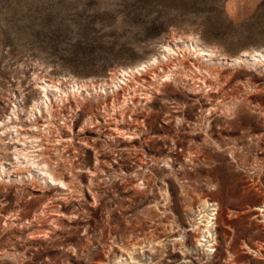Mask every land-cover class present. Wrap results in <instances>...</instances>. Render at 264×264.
Instances as JSON below:
<instances>
[{
	"label": "rangeland",
	"instance_id": "obj_1",
	"mask_svg": "<svg viewBox=\"0 0 264 264\" xmlns=\"http://www.w3.org/2000/svg\"><path fill=\"white\" fill-rule=\"evenodd\" d=\"M168 43L213 49L221 76L209 75L207 88L168 82L152 93L146 106L156 120L144 127L152 137L135 138L138 149L89 122L83 135L96 149L84 147L55 123L51 165L68 190L36 189L38 180L14 167L8 131L0 264H120L129 251L139 264H264V211L253 210L264 208V64L229 61L264 54V0H0V122L20 103L30 110L43 80L86 83L96 111L110 101L120 69L148 62ZM211 88L224 89L216 109L206 106ZM141 108L132 105L120 121L132 123ZM69 109L68 125L78 129L86 115ZM170 158L179 161L169 166ZM205 197L219 209L215 252L195 242Z\"/></svg>",
	"mask_w": 264,
	"mask_h": 264
},
{
	"label": "bare ground",
	"instance_id": "obj_2",
	"mask_svg": "<svg viewBox=\"0 0 264 264\" xmlns=\"http://www.w3.org/2000/svg\"><path fill=\"white\" fill-rule=\"evenodd\" d=\"M247 54L243 55L244 59H242L243 57H240L229 61L238 62L239 60L240 63L244 62L248 63V65L251 64L253 66L257 64L260 65L262 63L264 64V54L262 52L255 51L254 53H250L249 55L252 57L251 59L247 57ZM215 60L216 58L214 50L205 48L201 46V44H192L191 46H189L184 43L182 44V46H180L178 43H174V45L168 43L165 45L163 52L160 53L159 56L152 57L148 62H143L135 67L120 69V75H114L110 81L109 87H112V96L110 101L106 98L103 106L94 107L96 111L92 108V106H90V102H88L89 99H87V96L91 95V92H89L88 95H84L82 92L83 88L88 86L86 83L79 84L77 81H74L72 86H70V89L69 87L61 88L60 81L51 80L49 82H46L45 80H43L40 83V90L38 92L39 97L37 100L33 101L30 110L26 109L22 103H20L19 105H15L12 111V116H8L7 119H4L2 120V122H0V128H2L3 130L0 133V148L4 150L8 148L9 142L7 144L6 141L8 131H10L11 134L15 133V136L11 139L13 141L11 143L13 147V154L17 160L14 167H20L21 169L24 168L28 177L26 179H28L29 181L38 180L40 186L35 184V187L40 191H42L44 188L46 189L45 185L47 184L57 185V189L61 191L68 190L69 188L67 187V183L59 177V175L53 170V165H51V157L53 156L52 154L56 149L54 146H56L55 143L58 140H56L54 137L56 130L55 123H58V127L60 129H63L64 131H67L70 135H79L80 137H78V142L84 147L96 149L95 145L89 142L87 136L85 137L83 135L85 133V129L87 128V122H89L94 123L96 131L97 129H99L106 138H111L112 140V138L118 137L122 141L129 142L131 148H127L131 150L132 148L136 149L138 147V143L134 140L135 138L140 139L144 135L143 142L146 143V141L150 139L149 137H152L148 135V133L146 134V130L144 129L147 123L152 126V123L154 122V120H156L154 119V117H152V113H150V111L148 110V105L146 106L148 98L152 95V93L160 92L161 86L164 83L166 84L168 82H182L186 87L189 88L196 86L201 88V86L203 87L206 85L210 87L212 85V81L210 77L208 78V76L217 73V75L219 74L218 76L220 77V74L222 73L217 68L218 63H216ZM107 84L109 83L103 82L100 86L98 85L99 87H101L103 93H107ZM95 87L97 88V86L93 84V90L96 89ZM212 88L208 94V100L210 99L211 102H209L206 106H208V108L210 109H216L221 105L223 97L221 90L223 88H220V91ZM263 89L264 88L260 87L257 91ZM132 105L141 106V111L143 110L141 112L142 114L137 115L135 119H133V122L130 124L120 121V118L124 119L125 117H127L126 112ZM68 108H74L75 110L81 109L86 115L83 124L80 125L78 129L73 127V125H75L74 123H72L73 120L71 121V124L68 125L70 122L68 120L69 118L67 119V116L65 115L66 112H63ZM108 109L113 111L112 117L109 116L107 111ZM127 113H130V111ZM26 119H28V124L27 129H24L21 126L20 122ZM13 122V126H10V123ZM19 145L21 147H19ZM140 146L141 145H139V147ZM94 152L97 163L99 162L101 164H105V156L101 159L97 156L98 153L96 151ZM189 154L190 156L188 162L193 163L194 157L192 158L193 155L191 152ZM175 160L179 161V158H176L174 160L170 158L169 161L171 162L168 163L169 166H173L172 162H174ZM140 162L141 161H139V163ZM179 164L182 168L183 166H185L184 162L180 161ZM35 169H37L38 172H35L37 171ZM10 172L11 169L7 167V163L3 162L0 158V183L9 184V182L12 181V179L10 178ZM91 172L93 175L94 172L90 171V173ZM16 177L19 183L24 182V178L20 175H17ZM218 210V204L214 202V200H210L208 197H205L199 210V221L196 222L194 226L195 231L199 229L198 231H196L198 233V237L195 238V242L200 247L204 246L208 250L207 252H215L216 250L214 246L217 243L216 227ZM253 210L264 211V208L256 205ZM176 240L178 239L176 238L175 241ZM126 253L123 252L122 255L117 256L118 260H116L115 263L135 264V262H138L139 264L140 261H136L134 255H132L130 251L128 252L130 254L128 255L127 253V256L124 257L123 254ZM116 255L114 257L115 259H117ZM104 259L102 264L107 263Z\"/></svg>",
	"mask_w": 264,
	"mask_h": 264
}]
</instances>
